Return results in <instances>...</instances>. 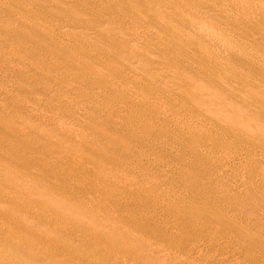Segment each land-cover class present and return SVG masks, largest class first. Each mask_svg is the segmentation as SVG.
<instances>
[{"label": "bare ground", "instance_id": "6f19581e", "mask_svg": "<svg viewBox=\"0 0 264 264\" xmlns=\"http://www.w3.org/2000/svg\"><path fill=\"white\" fill-rule=\"evenodd\" d=\"M187 1L191 2V5L192 1L194 2ZM163 2L160 5L165 6L169 13L178 14L173 8L175 3L172 0ZM199 2L206 3L202 0ZM262 2L264 3V0H231L230 4H220L214 10L217 12L216 15L230 22L232 26L230 27L234 29L240 27L239 16L255 22L259 30L256 31V36L253 35L256 38L251 41L242 38L243 40L236 46L225 45L227 48L220 47L221 50H217L214 46L221 45L216 38L199 39L195 42L188 38L183 39V32L180 31V34L174 31L176 34L171 35V40L167 39L168 42L163 43V48L159 47L163 49V53L160 54L170 55L171 62L168 64L166 61L159 63L139 55L130 56V59H133L131 62L135 60L137 64L144 63L153 69L173 67L181 71L187 66V75L210 71V75L202 80L189 78V81L193 82V97L198 102L197 107L190 111L192 113L190 115L196 116L194 117L197 118L196 123L188 122L184 118L173 120L159 117L154 123L144 125L136 109L121 113V105L119 107L108 99L105 101L103 97L100 104L104 105L106 111L100 106L104 113L102 111L98 116L103 123L117 124L125 121V127L117 129L125 133L134 132L135 125L141 123L145 130L144 134L147 133L151 137L147 143L154 144L157 140L173 142L178 138L181 144H175L169 149H155L151 153L146 150L133 152L128 146H120L118 152L113 153L110 151L116 150V139L93 134L92 139L103 141L110 147L107 150L99 149L94 158L81 160L86 169L76 183H84V187H77L75 183L77 177H71L69 180L68 175L60 182L55 180L52 182L53 185L59 183L58 186H53L52 193L37 192L33 200L28 198L18 206L12 205L5 194L4 197H0V264H151L149 262L151 254H157L165 260L171 258L170 262L176 264H264V90L258 84V80L264 77V57L260 58V55L259 59L255 60L258 57L250 56L264 50V10L260 8L259 12L253 11V8L259 7ZM10 5L11 1L0 0V6ZM193 6L195 7V4ZM15 9L8 14L15 12L16 16L22 17L27 13H24L27 8L25 11L18 7ZM206 12L209 13L207 10ZM137 14L130 17L134 19L130 22L121 18H111L109 13L94 16L102 27L106 24L111 27L115 25L123 33L129 31L134 39L148 41L149 45L166 40L164 34L155 33L148 30L149 27L133 23L150 26L160 24V27L162 24L166 29L169 27L174 29L166 22V17L163 18L157 13L149 17ZM7 15L0 8V19H5ZM196 15L197 13L191 11L187 19H199L200 15ZM30 20L18 24L10 19V23L15 27L22 25L34 29L35 22ZM204 20L208 21L207 26L211 23L209 17ZM105 26L104 29L107 27ZM70 28L68 23L61 21L55 30L68 31ZM73 30L76 32L77 28L74 27ZM102 30L99 32L91 29L94 34H102ZM205 31L201 30L196 33V37L191 38H198V35L203 38ZM32 35L34 36L26 35L25 38H20L0 28V61L12 64L9 67L0 66L1 81H4L3 78L7 75L32 81L48 75L62 82V85L68 78L80 79L73 89L63 91L55 85V92L73 100L81 95L80 83L94 85L100 81L116 90L124 78H130L133 73H138L130 64H127L130 67L128 73L113 66L111 68L102 66L94 73H87L86 70L90 66L87 63L88 68L81 70L72 62L54 60L48 63L49 66L62 68L64 74L53 76L48 71L30 72L22 68L25 61L36 63L40 60V65L43 63L34 48L36 46L39 49V45L43 46V41L36 38L35 32H32ZM182 42L187 44L181 46ZM29 44H33L34 47ZM71 46L61 50L71 54L75 52L74 46ZM26 54L28 56H25ZM202 54L206 55L204 60L201 58ZM125 60L129 61L128 58ZM247 72L251 73V76H246ZM68 73L73 76H69ZM112 75L116 77L114 81L108 78ZM185 77L184 75L176 79L164 78L166 82L169 79L185 83ZM138 86L136 84L135 89ZM25 88L14 86L13 91L26 93L30 89ZM131 88L133 89V86ZM100 93L99 95L102 94ZM86 97L85 103H88L86 114L89 113V116L93 115L94 118L96 110L98 115L100 111L96 107V109L90 107L95 102V95L93 98ZM69 115L63 117L73 118L81 123L86 116L80 113L78 116ZM94 120L95 118L93 122ZM167 123L186 127L164 133ZM2 128L4 133L0 139L8 146L10 142L6 137L9 134L18 137L19 140L25 136L39 134L36 133L39 130L36 127ZM187 132L198 134L202 140L209 138L210 143L208 141L200 144L196 149L190 147L191 143L186 139ZM139 134H134L135 140L143 139L144 135ZM46 140L42 139L39 143L40 153L46 157L59 154V151L52 148V143ZM170 152H180L188 160L204 161L208 165L207 171L197 174L192 166L190 168L182 163L185 161L182 157L173 156L164 163H157L160 156ZM64 153L71 160L76 161L79 157L78 152L72 149ZM26 159L29 161V157ZM42 160L44 159L29 161L28 176L37 184L45 183L40 175L41 169L53 173L58 168L56 164L41 163ZM143 166L147 168L142 170ZM11 167V160L2 154L0 177L3 180L8 176L10 169L12 170ZM2 190L7 193L10 189L5 186ZM105 197L113 199L108 200ZM137 206L139 208L130 210V207Z\"/></svg>", "mask_w": 264, "mask_h": 264}, {"label": "rangeland", "instance_id": "374dc122", "mask_svg": "<svg viewBox=\"0 0 264 264\" xmlns=\"http://www.w3.org/2000/svg\"><path fill=\"white\" fill-rule=\"evenodd\" d=\"M9 1H11V5L9 7L0 6L5 15H7L9 12H12L11 10H16V7L22 8L24 11L27 8V11L24 12L27 13L22 17L16 16L15 12L8 14L5 16V19H0V28L4 31H7V33L19 36L20 38H25L26 35L34 36L32 35V32H35V35H37L36 38L39 40L42 39L43 41V46L39 45V49L36 46L34 47L33 44H29L35 48V51H37L35 53L38 55V58L42 59L43 63L40 65V60L35 63L28 62L29 60L25 59L28 61H25V66L22 67L23 69H27L30 72L31 70L43 71L44 73L48 71L53 76H56L55 74H64V70L62 68L57 66L52 67V65L49 66L50 64L48 63H51V61L54 60L61 62H72L75 64L77 69L81 70H83L85 67L88 68V65H90L89 69L86 70L87 73H94V71H97V69H100L102 66L106 68H111V66H113V68H121L124 73H128L130 71V67L132 69L135 68L138 71L137 74L136 72L133 73L130 78H124L116 90L112 86L108 87L109 84L104 85L100 81H97V83L94 85L85 84L86 82L80 83L81 97H77L76 99L78 100L74 98L73 100H70L69 97H65L62 94H59V92H55L54 89L56 86L62 88L63 91L70 88L73 89L74 85L76 86L80 79L72 80L71 78H68L66 81H63L62 85V82L48 75L36 78L34 81L23 80L22 77H11L12 75H7L6 78H3L4 81H1L0 78V137L3 136L2 133H4L2 127L6 126L11 127L12 129L20 128L22 126H27L30 128L36 127L39 129L36 131V133L43 134V136H40L39 134L36 136H25L21 140H19L18 137L9 134L6 137L10 142L9 146L8 144L4 143L5 141L3 142L0 139V157L2 154L7 155L8 159H10L12 163V170L10 169L6 179L3 180L0 177V197H4L5 194L6 199L8 198L12 205L17 206L27 201L28 198L33 200L37 192L50 191V193H52L51 191L54 190L52 189L53 186H58L59 183L57 182H60L61 179L66 178L68 175L69 180L71 177H77L75 179V183L77 179H81L82 174L86 169V166H83V162H81V160L84 161L85 159L94 158L99 149L107 150V148L110 147L103 141L92 139L93 134H102L104 136H110L113 139H116V150L110 151L113 153L118 152V148L120 146H128V148H131L133 152L137 150H146L147 152L151 153L155 149H169L175 144H181V141L178 138L173 142L171 140L168 142L157 140L154 144L147 143L151 140V137L146 132V134H144L145 130L141 123H137L135 125V129L133 130L134 132L125 133L123 131L120 132V130H117L121 126L122 128L125 127V121L124 123L121 121V123L118 122L117 124H115V122L105 124L99 120L98 116L101 115V112L103 111L102 109H106L103 104L102 106L100 104L104 97L105 101L108 99L111 102H115V104H117L119 107L121 105V113H126V111L130 112V110L133 111L136 109L144 125H147L149 122L154 123L159 117H165L167 119L172 118L173 120L184 118L187 119L188 122L191 121V123H196L195 121L197 118H194L196 117L194 114L193 116L190 115L192 114L190 111L197 107L198 102H196V98L193 97V82H190L189 78H192L193 80L195 78H200L202 80L210 75V71L187 75V66L182 69L183 72L181 69V71H178L173 67H160V69H153L144 63H141V66V64H137L135 60L131 62L133 59L130 58L133 55H139L159 63L167 62L166 64H168L171 62L170 55L160 53H163V49H161L163 48L162 45L165 44L164 42H168L167 39L171 40L172 34H181V32H183V39L188 38L190 40H194L195 42L199 41V39L208 40L216 38L215 40H219V45L221 46L217 45L214 47L217 50H221V48H227L225 45L231 44L236 46V44L240 43L239 41L243 39L247 41L253 40L256 38V31L259 30V27L257 24H255V22L247 21V18H242L241 16H239L241 18L240 27L237 29L231 28L232 26L230 22H226L222 16L215 14L217 12H214V10H216L218 5H226V3L230 4L231 0H202L206 3L201 4L199 2L201 0H194V2L192 1V5L191 2L187 0H172L175 3L173 8L178 11V14L169 13L165 6L163 7L160 5L161 2L164 3L163 1L166 0H117L118 2H116V0ZM183 2L185 4L187 3L186 7L184 6L185 4H183ZM129 3L132 8H130V5H128ZM193 4H195V7ZM211 4L213 5L212 7ZM187 5L189 6L187 7ZM260 6H255L253 11L256 13L261 9L264 10L263 2L260 3ZM192 7L193 9H191ZM196 9H198V11ZM205 9L209 13H207ZM133 11L139 15H144L147 17L151 16L153 13H157L163 16V18L166 17V22L171 24L174 29L172 30L170 27L166 29L164 26H162V24L160 27V24H152L150 26L142 23H133L135 25L138 24L137 26H143L145 28L151 27L154 30L151 28L147 29L161 35L164 34L163 36L166 40H163L162 42L158 41L155 43V45H152V43L149 45L148 41L145 40L142 42L141 40L143 39L141 38H135V40L134 36H131L133 34H131L129 31H124L125 33H123V31L118 29L115 25H112L111 27V25L107 26L106 24L107 27L104 25L106 27L104 29V26L102 27L98 21L96 22L94 16L99 13L101 15H108L109 13L111 18H121L126 22H130V20H134L130 17H134L136 15V13ZM191 11H194L197 13V15L199 14L202 16L200 17L198 15L199 19H187ZM208 17L211 18V23L207 26L206 22L208 21H205L204 19ZM10 19L16 21L18 24H21V22L24 24L26 20L31 19L30 21L35 22L33 27L34 29H32L30 26L22 27V25L15 27L10 23ZM61 21L68 23L69 27H71V30H55L61 24ZM203 23L205 24L202 25ZM74 27L77 28L76 32L73 30ZM90 28H93L99 32L103 29L104 32L102 30V34L98 33V35L95 33V35ZM111 28H113L110 30L111 32H108ZM200 29L204 31L205 29L207 30L205 31L203 38L199 37V35L198 38H191L196 37V33L201 32ZM80 31L83 35L80 34ZM79 34L80 36L82 35V37L78 36ZM184 42H182L181 46H185L187 44H184ZM69 45H72L71 47L74 46L75 52L68 54V52L65 53L61 50L62 48L70 47ZM149 47L152 48L150 49ZM155 49L157 50L155 51ZM260 55V58L264 57V50H259V52L255 55L250 54L251 57H258L255 58V60H258ZM25 56H28V54ZM205 57L206 55H201L202 60H204ZM124 58H128L130 62ZM127 64H130L131 66L129 67ZM10 65L12 64L0 61V66L9 67ZM68 75L73 76L71 73H68ZM184 75L186 76L185 83L178 82V80L169 79L167 80L168 82H166V79L164 78L171 77L176 79L178 76L183 77ZM246 76H251V73L247 72ZM108 78H110L112 81H114L113 79H116L114 75L109 76ZM136 84L139 85L137 89H135ZM258 84L259 86L261 85V89L264 90V77L261 80H258ZM14 86H23L30 89H28V92V90L25 88L27 90L26 93H16L13 91ZM132 86L133 89L131 88ZM99 93L101 95H99ZM240 94L244 95L243 93ZM94 95L95 102L92 103V106L90 105V107H96L98 110H100L99 115L97 110L94 114L95 120L97 119L96 122L95 120L93 122V115L89 116V113L86 114L88 112L86 109L88 103H85L86 96H88V98H93ZM80 102L85 103V105H83L84 103H81L84 107L80 104ZM158 103H161V106ZM95 104L97 106L99 104L100 105L97 107ZM100 106L103 108L100 109ZM68 111L71 112V114ZM75 113H77V115ZM79 113L82 116L86 115L82 121L83 123L76 121L73 118H65L67 115L72 116L73 114L78 116ZM102 113H104V111ZM64 115L66 116L63 117ZM89 119L92 120L89 121ZM185 127L186 125H172L167 123L163 132L171 133L173 132V129L174 131H177L185 129ZM134 134L144 135L143 139L135 140ZM187 134L188 135L186 139L189 141V143H191L189 146L195 149L200 144L208 143V141L210 143L209 138L202 140V137L194 132H187ZM42 139H47L46 141L49 140L48 142L52 143V148L59 151V154H53L50 157L43 156L39 151V143ZM184 144L186 145L185 142ZM70 149L78 152L79 157L76 159V161L71 160V158L67 156L66 153H64ZM173 156H175V158H184L185 161L182 163L186 164L190 168L192 166L197 174H203L207 171L208 165L205 164L204 161L188 160L187 157L180 152H170L166 155L163 154L158 158L157 163H164L165 160ZM27 157H29L30 162L32 160L43 158L44 160H42L41 163L56 164L58 168L55 170V172L57 173L55 174V172H46L44 169H41L40 175L45 180V183L37 184L28 176L30 162L26 159ZM146 168L147 167L143 166L141 169L143 170ZM54 180L57 182L53 185L52 182ZM5 186H8L10 189L7 193L2 190V188ZM76 186L82 188L85 186V184L78 182L76 183ZM105 198L109 200L110 197ZM136 208L139 207H130V210ZM163 260H165V258H162L157 254H151L149 262L151 264H176L174 262H170L171 258L170 260L166 259L164 262Z\"/></svg>", "mask_w": 264, "mask_h": 264}]
</instances>
